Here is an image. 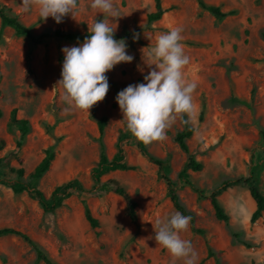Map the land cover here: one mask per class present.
I'll use <instances>...</instances> for the list:
<instances>
[{
	"label": "rangeland",
	"instance_id": "374dc122",
	"mask_svg": "<svg viewBox=\"0 0 264 264\" xmlns=\"http://www.w3.org/2000/svg\"><path fill=\"white\" fill-rule=\"evenodd\" d=\"M204 1L235 13L220 18L197 0H162L166 13L149 23L157 0H1L36 35H113L87 42L50 35L34 44L3 28L0 228L29 234L59 264H264V214L252 222L257 203L244 181L254 176L264 194V0ZM15 108L30 122L22 165ZM187 123L195 128L188 144L201 170L188 166L189 154L175 139ZM119 142L138 169L110 171L103 179L127 187L138 203L139 226L115 193H77L46 212L28 191L12 188L14 182L31 184L50 198L57 186L78 179L91 189L102 153L114 159ZM52 145L57 155L51 169L32 178ZM151 156L164 161L180 201L206 235L193 232L189 217L171 234L179 211ZM220 187L226 188L219 200L228 222L212 203ZM86 204L99 227L89 223ZM0 264L46 263L23 237L3 235Z\"/></svg>",
	"mask_w": 264,
	"mask_h": 264
},
{
	"label": "trees",
	"instance_id": "16d2710c",
	"mask_svg": "<svg viewBox=\"0 0 264 264\" xmlns=\"http://www.w3.org/2000/svg\"><path fill=\"white\" fill-rule=\"evenodd\" d=\"M201 8L209 10L214 15L220 18H225L229 15L235 13L234 10L224 11L221 7L209 5L204 0H197ZM166 8L163 6L162 0H157L156 10L149 14L148 20L149 23L161 19L164 14L166 13ZM0 18L2 21V29L0 30V37L2 34V30L6 26H10L15 29L16 33L19 36H23L29 39L32 43L37 44L43 41L45 37L50 35H55L57 37L66 38L70 40H77L80 42H87V41H97L104 38H109L113 34L110 31L105 32H98L92 31L82 34L76 31H62V30H55L54 32H46L42 33L41 35H36L32 31L31 27L26 25L18 16L12 14L6 4L1 2L0 0ZM177 52V50H175ZM62 63V72L63 75L70 79L71 78V67L69 63L65 60L62 56L60 58ZM3 115L2 110L0 109V117ZM12 119L14 122L19 123L21 125V133L22 137L21 140L18 141V149L16 150V158L18 159L19 163L22 165L24 162L23 157L20 155V151L23 146V139L26 137L30 130V122L28 119H19L17 117V109L12 110ZM106 126L105 118L99 120V128L101 135L104 132ZM195 128L191 124L187 123L185 128L179 131L176 135V141L179 143L182 150L189 154V163L188 166L192 167L194 170H201L203 165L196 159L195 155L191 153L190 147L188 144L189 138L192 137L194 134ZM6 140L0 138V151L5 147ZM56 145H52L46 150L45 157L42 161L36 166L34 171L31 173V177L34 179L42 178L52 167L53 162L56 158ZM126 152L125 148L123 147L122 143L119 142L118 144V152L114 159H110L108 155L103 152L100 160V164L95 170L93 174L94 178V186L91 189H86L84 185L78 179H74L68 181L62 185H59L55 188L50 198H47L43 191L31 184L24 185L21 182H14L12 183V188L16 193H21L23 191H28L30 195L38 200L39 204L46 212L55 211L59 207H61L65 200L71 197L74 194H89L93 197L103 198L110 193H115L122 196L127 203V212L130 216L131 220L136 224H139L138 219V203L130 196V193L127 187L122 184L117 179H108L104 180L103 176L115 170H136L138 169L137 165L129 163L126 159ZM4 157H0V163L4 161ZM151 161L156 163L159 166V173L160 176L166 180L169 191L171 193V198L174 202L175 207L179 211V215L172 221L171 223V234L177 229L180 221L184 217H189L191 220V227L194 233L206 235V231L202 228L196 226V218L195 214L189 211L184 204L180 201V196L177 192L176 186L174 181L170 178L165 170V163L162 159L150 157ZM19 175H23L25 169L23 166L17 169ZM186 171L182 172V175H185ZM242 180H239V182ZM246 183L250 184V192L253 198L257 203V208L252 216V222H257L264 214V194L260 190V188L256 184V178L251 176L249 178H244ZM225 187L218 188L212 194V203L216 209L217 217L221 220L226 222L229 221V216L225 212L224 207L222 206L219 195ZM86 217L93 228H97L100 226V220L93 214L92 209L89 205L86 204ZM3 235H17L23 237L27 242H29L37 253V258L39 261H43L46 264H59L55 261L48 252L29 234L23 232L22 230L16 229L14 227H1L0 228V236ZM209 256H215V252L211 247H209Z\"/></svg>",
	"mask_w": 264,
	"mask_h": 264
}]
</instances>
